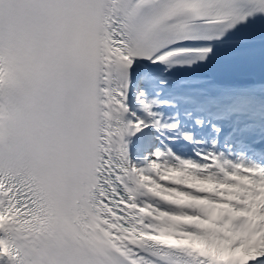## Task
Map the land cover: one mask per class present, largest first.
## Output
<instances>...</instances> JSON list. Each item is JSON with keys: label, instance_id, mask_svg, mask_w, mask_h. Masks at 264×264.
I'll use <instances>...</instances> for the list:
<instances>
[{"label": "snow or ice", "instance_id": "1", "mask_svg": "<svg viewBox=\"0 0 264 264\" xmlns=\"http://www.w3.org/2000/svg\"><path fill=\"white\" fill-rule=\"evenodd\" d=\"M0 264H264V0H0Z\"/></svg>", "mask_w": 264, "mask_h": 264}]
</instances>
